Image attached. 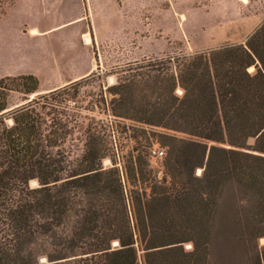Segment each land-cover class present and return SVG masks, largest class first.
I'll use <instances>...</instances> for the list:
<instances>
[{"label":"trees","instance_id":"1","mask_svg":"<svg viewBox=\"0 0 264 264\" xmlns=\"http://www.w3.org/2000/svg\"><path fill=\"white\" fill-rule=\"evenodd\" d=\"M115 74L106 122L83 113L99 103L75 105L77 82L41 93L32 74L0 78V264H140L139 250L143 264H210L228 192L233 233L254 243L248 264H264V21L244 43ZM123 121L140 128L128 191ZM151 129L166 148L161 179L141 154Z\"/></svg>","mask_w":264,"mask_h":264},{"label":"rangeland","instance_id":"2","mask_svg":"<svg viewBox=\"0 0 264 264\" xmlns=\"http://www.w3.org/2000/svg\"><path fill=\"white\" fill-rule=\"evenodd\" d=\"M86 3L12 0L0 15V78L32 74L41 93L77 82L79 85L68 92L77 95L75 105L83 108L99 103L92 112L83 113L104 122L109 118L101 100L108 103L112 98L106 88L116 82L115 72L133 63L244 43L264 21V0H93L92 15L84 11ZM103 10L104 15L98 14ZM85 34H90V44L84 43ZM92 72L95 74L88 77ZM138 129L129 121L120 124L124 132L117 141L121 151L116 166L127 191L131 187L123 173V161L132 147L138 146L132 138L140 133ZM148 131L152 144L142 143L141 154L161 179L163 158L150 161L149 154L154 147L165 153L166 148L154 140L156 129ZM103 166H112L111 160L104 159ZM200 171L196 170L198 174ZM30 186L36 185L30 182ZM141 186L147 189L148 183ZM233 206V195L228 192L215 218L210 264H248L254 251L253 240H240L233 233ZM257 242L259 247L264 246V238ZM183 248L190 251L191 243H184ZM141 254L139 250V262L143 264Z\"/></svg>","mask_w":264,"mask_h":264},{"label":"crops","instance_id":"3","mask_svg":"<svg viewBox=\"0 0 264 264\" xmlns=\"http://www.w3.org/2000/svg\"><path fill=\"white\" fill-rule=\"evenodd\" d=\"M91 1H93V0H87L86 5H85V4L83 5L84 11H85V12L87 11V13H88L89 15H92V14H93V8H94V5L91 3ZM98 14H100V15H104V14H105V11H104V10H103V11H100V12H98ZM93 32H94V35H95V40L98 42L97 32H96L95 25H93ZM66 84H68V83H67V82H66V83H63L62 85L57 86V87H55V88L63 87V86H65ZM55 88H53V89H55ZM53 89H51V90H53ZM48 91H49V90H48Z\"/></svg>","mask_w":264,"mask_h":264},{"label":"built area","instance_id":"4","mask_svg":"<svg viewBox=\"0 0 264 264\" xmlns=\"http://www.w3.org/2000/svg\"><path fill=\"white\" fill-rule=\"evenodd\" d=\"M164 155H165V152L163 150H161L158 147H154L150 150L149 160L153 161L157 159H162Z\"/></svg>","mask_w":264,"mask_h":264},{"label":"bare ground","instance_id":"5","mask_svg":"<svg viewBox=\"0 0 264 264\" xmlns=\"http://www.w3.org/2000/svg\"><path fill=\"white\" fill-rule=\"evenodd\" d=\"M31 31H32L33 34H37L35 29H32ZM83 38L85 40V42H84L85 44H90L91 41H92L90 34L83 35Z\"/></svg>","mask_w":264,"mask_h":264},{"label":"water","instance_id":"6","mask_svg":"<svg viewBox=\"0 0 264 264\" xmlns=\"http://www.w3.org/2000/svg\"><path fill=\"white\" fill-rule=\"evenodd\" d=\"M34 183H35L36 186H38L37 181H34ZM117 245H118V243H117V242H114L112 246H113V247H116Z\"/></svg>","mask_w":264,"mask_h":264}]
</instances>
